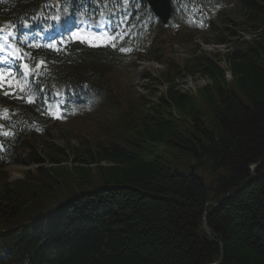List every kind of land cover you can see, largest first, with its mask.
<instances>
[{
    "label": "trees",
    "instance_id": "16d2710c",
    "mask_svg": "<svg viewBox=\"0 0 264 264\" xmlns=\"http://www.w3.org/2000/svg\"><path fill=\"white\" fill-rule=\"evenodd\" d=\"M232 7L249 38L232 42L235 30L216 26L218 43H230L223 66L199 48L180 62L167 46L178 37L157 38L148 53L168 66L155 100L104 81L113 90L104 106L116 119L101 118L92 138L44 140L40 149L36 138H21L28 148L12 159L35 167L15 181L0 167V239L11 264H264V0H228ZM63 60L74 80L115 71L104 50L78 47ZM181 73L206 83L184 90L174 82ZM21 106L25 117L36 112ZM184 158L192 164L181 170L175 162ZM51 213L79 220L72 243L49 240L65 241L58 227L42 239L35 227L25 242L23 229L47 227ZM44 240L52 250L41 254Z\"/></svg>",
    "mask_w": 264,
    "mask_h": 264
},
{
    "label": "rangeland",
    "instance_id": "374dc122",
    "mask_svg": "<svg viewBox=\"0 0 264 264\" xmlns=\"http://www.w3.org/2000/svg\"><path fill=\"white\" fill-rule=\"evenodd\" d=\"M223 19L224 20L218 21L219 26L222 27L223 25H225L231 30H235V37H230V41L232 42L235 41L234 39L237 38L238 34L243 35L242 38H247V39L249 38V36L246 35V33L244 34L243 30L240 31L244 27L242 24V18L239 16V14L227 16L226 18H223ZM193 35L194 36H192V41H193L192 43H185V44L179 45L176 42H174L173 46L170 45L168 50L170 51L172 56L176 57V59H178L181 62L185 57H191L193 49L199 48L200 49L199 51L206 53L207 55H209L210 58H213L215 61H217L223 66L224 62L222 59L230 43L217 44L218 39H217V36L215 37L214 32L212 34H207L205 32L203 33V32L198 31L194 33ZM165 68H166V65L162 64V62H154L152 60H142L139 62L138 66L136 67L135 74L131 75L132 73L129 72L128 79H122L123 84L132 85L134 87L133 88L134 92L138 95H142L143 98L147 96L148 99L155 100L156 96H158L161 92H163L166 87L165 86L166 84L161 83L158 77V75H161L164 72ZM172 69L175 70V68H172ZM143 72H149L152 75L157 76L156 78L157 80L156 79L147 80L141 75ZM174 82L177 83L180 88L194 92L195 89L203 86L206 83V79L203 77H200L199 75L189 76L187 74L181 73V75L179 74L175 77ZM152 92H154L155 94H151ZM89 124L92 125V123L90 122ZM63 127H64L63 130H59L60 127H57L55 130H53V134L49 136V140L54 141L55 143H64L65 139H68L72 143H77L79 138L75 136L76 134H84L86 136L90 134L83 124H76L71 129H68L67 125H63ZM187 163H189V165L192 164L190 163V160L189 159L187 160L186 158L175 162V164H177V166L181 170L184 169ZM259 163H261V161ZM25 168L27 169V167H24V166L19 167L17 165L8 164L6 166V169L9 172V176H10L9 179L12 180L18 177H22V172L25 170ZM211 203L216 204V203H220V201L219 202L211 201ZM209 206L214 207L215 205H209ZM204 218L206 219V211L203 212L202 219L204 220ZM202 226L205 232L207 233V235L211 236V232L208 229L207 224L205 225L204 221H203ZM205 226L207 230L205 229ZM216 263L217 261L211 264H216Z\"/></svg>",
    "mask_w": 264,
    "mask_h": 264
},
{
    "label": "snow or ice",
    "instance_id": "6c2138e0",
    "mask_svg": "<svg viewBox=\"0 0 264 264\" xmlns=\"http://www.w3.org/2000/svg\"><path fill=\"white\" fill-rule=\"evenodd\" d=\"M58 19V18H54ZM73 38L79 40L81 43H87L92 47H99L101 45H109L115 47L114 40L116 37L108 36L107 34H82L81 32L73 33ZM121 51H127L126 49H121ZM43 63V62H41ZM28 66L25 65V69L27 70ZM32 100H29V103H32Z\"/></svg>",
    "mask_w": 264,
    "mask_h": 264
},
{
    "label": "water",
    "instance_id": "95a60500",
    "mask_svg": "<svg viewBox=\"0 0 264 264\" xmlns=\"http://www.w3.org/2000/svg\"><path fill=\"white\" fill-rule=\"evenodd\" d=\"M147 1L149 3L150 7L159 15L161 20L163 22H165L166 18L168 17V13H169V7H168L167 0H147ZM206 204L207 205H218L220 203L212 204L211 202L208 201ZM203 221L206 225V219L205 218ZM205 229L207 230L206 226H205ZM219 260H220V257H219L216 264H219Z\"/></svg>",
    "mask_w": 264,
    "mask_h": 264
}]
</instances>
